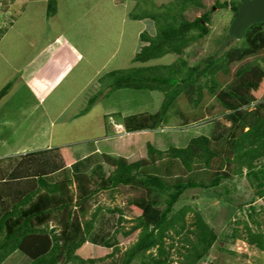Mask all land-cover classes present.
I'll use <instances>...</instances> for the list:
<instances>
[{"label": "trees", "instance_id": "obj_1", "mask_svg": "<svg viewBox=\"0 0 264 264\" xmlns=\"http://www.w3.org/2000/svg\"><path fill=\"white\" fill-rule=\"evenodd\" d=\"M140 4L137 0L131 16L151 18L153 29L141 33L142 43L133 66L99 78L101 89L89 98L87 107L100 96L121 88L160 91L164 99L154 111L125 118L122 131L107 124L104 137L28 152L7 179L0 168L1 182H11L8 186L6 182L0 184V264L18 250L30 258V264H172L174 242L167 240L184 231L185 251H180V264H199L210 253L218 233L191 205L176 209L187 190L215 188L229 177L228 171L220 170L233 163L235 173L242 175L246 170V175L256 180L257 194L264 197V21L251 25L242 39L230 33L222 50L191 65L184 56L186 49L192 44L203 45L217 10L230 9L233 19L240 0H216L212 6L203 0H169L153 3L152 10L143 8L138 13ZM199 9H203L199 15L188 16V12ZM56 11L57 0H47V14L51 16ZM5 28L0 27V36ZM169 53L177 55L176 61L152 62ZM249 57L253 59L243 62ZM10 88L11 83L2 87L0 100ZM207 94L222 104L223 113L233 123L231 130L219 132L221 123L214 120L207 123L203 133L189 136L188 143L180 146L183 132L161 125L180 96L198 106ZM219 141L225 145V155L217 163L219 171L209 181L176 175L179 167L189 174L198 168H212L222 153L214 146ZM95 154L98 155L94 157ZM89 157L88 171L75 170L71 177L55 182L45 178ZM24 164L26 168L22 170ZM21 170L30 176L23 185L19 181ZM74 184L77 195L71 189ZM127 185L142 186L149 192L147 197L129 201L131 218L119 207L98 206L89 212L93 196ZM250 204V221L235 216L229 224L231 233L225 235L233 241L241 238L264 251V211ZM104 209L119 214L118 227L101 242L91 241ZM191 211L195 218L188 225L186 215ZM53 219L62 225L60 233L56 227L50 228ZM124 221L133 224L127 228ZM135 234L136 240L122 250L120 244ZM118 253L119 260L115 259ZM107 259L112 261L106 263Z\"/></svg>", "mask_w": 264, "mask_h": 264}, {"label": "crops", "instance_id": "obj_2", "mask_svg": "<svg viewBox=\"0 0 264 264\" xmlns=\"http://www.w3.org/2000/svg\"><path fill=\"white\" fill-rule=\"evenodd\" d=\"M136 4L137 0H57V11L51 16L47 14V0H14L11 4L9 9L13 12L8 10V14L13 17L10 15L0 42L6 35L15 38L10 47L13 55L25 53L26 56L24 63L17 64L9 61V54L0 49V67L6 63V68L23 80L22 87L17 88L21 92L20 100L27 105L30 103L34 126L47 128L52 133V142L47 147L104 137L107 124L122 131L125 118L150 111L148 108L131 110L122 102V92L130 88L114 90L107 96H100L93 105L87 107L86 104L90 94L101 89L99 78L102 75L133 64L142 43L141 33L153 29L151 18L131 16ZM0 13L4 19L9 18L4 12ZM7 83L13 84L9 76L0 82V90ZM12 90L11 86L10 92ZM110 117L115 121L113 125ZM56 131H81L86 133V138L64 135L67 138L58 139ZM5 144L7 149L21 146H11L10 141ZM21 144L26 146L25 142ZM11 154L0 159L5 178L22 159L21 155H14L15 152ZM22 170L19 181L23 185L30 176ZM54 173L45 178L51 182L48 178ZM5 182L0 180V184Z\"/></svg>", "mask_w": 264, "mask_h": 264}, {"label": "rangeland", "instance_id": "obj_3", "mask_svg": "<svg viewBox=\"0 0 264 264\" xmlns=\"http://www.w3.org/2000/svg\"><path fill=\"white\" fill-rule=\"evenodd\" d=\"M13 1L14 0H0V12H4L9 17L4 19L2 16L3 13H0V25L2 27L7 26L11 16L13 17V15L8 14V10L13 12L12 9H9ZM166 1L169 0H140L141 7L138 9V13H141L144 10L143 8H150L152 10L153 3L163 4ZM203 1L206 5L212 6L216 0ZM241 2L242 0H240V3ZM202 11L203 9H199L197 11H190L187 14L192 18L196 15H199ZM233 14L234 13L230 9L223 8L217 10L214 21L211 25V32L208 36H206L203 45L201 46L199 44H192L185 51L184 56L191 65L202 63L211 54L223 49L225 42L229 39V27ZM8 37L9 35H6L4 39L1 40L0 49H3L5 53L9 54V61H16L17 64L24 63V56H26V54L21 53L17 57L14 56L13 50H11L10 47L15 38L10 39ZM231 42H234V40ZM23 48L24 47H22V50ZM176 59V54L169 53L160 58L154 59L152 62L155 64H169L176 61ZM251 59H253V57H249L243 62ZM3 65L5 68L0 67V82L9 76L11 82L13 83L11 84L13 90L11 92L9 90V92L5 95L7 98L4 96L5 99L0 104V107L2 105L4 107L0 110V159H6V155L12 156L11 153L13 152H15L14 155H21L23 157V155L28 152L38 151L40 149H50V147H47V145L51 144L52 142V133L50 134V130L47 128L38 129L39 126H34V116H32V111L29 108L30 103L27 105L24 104V101L20 100L21 92L17 88L22 87L23 80H19V75L12 74V71L6 68V63ZM239 65L241 64L239 63L233 65V69H237ZM10 73L11 76L9 75ZM227 83L228 82H224V84ZM23 91L24 90H22V92ZM26 92L28 93V91ZM93 95L90 94V96ZM163 97L164 93L160 91L134 90L132 88L126 89V91L122 92L121 94L122 102H124L125 105L127 104L128 108H131V110H147L148 108V110L154 111L158 109V106H160L161 101L164 99ZM135 103L136 105H134ZM249 108H254V104ZM223 109L224 108L222 104L214 96L207 94L198 106H192L187 98L182 95L170 108L166 116V120L161 126L162 128H175L180 130V132L182 131V135H184V137L180 139L179 144L180 146H184L188 143L189 136L192 137L203 133V130L208 127L207 123L214 120L221 123V126L218 128L219 132L224 130L229 132L233 123L226 118L225 114L223 113ZM110 121L112 123L111 125H113L115 122L112 117H110ZM199 124H202V126L205 127L202 129V127H199ZM119 131L121 130L119 129ZM180 132L176 134L180 135ZM56 134L58 139L67 138L68 136L73 137L74 135L77 137L79 136L80 138H86V133L81 131H56ZM8 141H10L11 146L15 144H20L21 146H16L15 149H7V144L5 143H8ZM23 142L26 143V146L21 144ZM84 142H88V140ZM221 143L222 141H219L217 144L214 143V146L222 151V153L220 156L215 158L216 160L213 162L212 168H198L195 173L189 174L188 171L182 168L180 169L179 167L175 170L177 172L176 175H179L185 179L196 177V179L199 181H209L214 172L216 170L219 171L217 163L219 161L221 162V157L225 155V145L221 146L224 144ZM81 147H84L83 149L85 150V146ZM83 152L84 151H82V153ZM140 154H142V152H140ZM97 155L98 154H95L94 157ZM91 158L92 157H89L80 160L78 163L66 166L50 175L48 179L51 182H55L71 177L75 170L88 171L90 170L89 164L91 163ZM97 162H99V160ZM234 166L235 164L231 163V165H225L224 169L220 170L221 173L222 171H228L229 177L224 178L218 186L210 189H189L183 195V198L179 204L176 206V209H179L184 205H191L194 211L200 212L204 219H206V221L213 227L215 232L218 233V239L210 250V253L204 260L200 261L199 264H264V251L248 244L241 238H237L235 241H233L226 238L225 235L226 233H231L229 224L232 222L235 216H237L238 219H246L247 221H250L248 217L249 206L251 205L250 203H254L258 209H262L264 211V197H260L257 194L258 189L256 180L249 178L246 175V170L242 175L235 173L233 171ZM71 189L75 192V195H77L78 192L76 190V184L72 185ZM141 196H149L148 190L142 186L137 187L127 185L120 186L111 191H102L93 196L90 203L89 212L94 211V209H96L98 206H102L104 208L119 207L126 211L128 218H131L132 216L129 209V201ZM194 211L188 212L186 215L188 225L194 221ZM101 213L102 214H100L96 224L97 226L90 237L91 241L101 242L108 236V233L111 234L115 228L118 227L119 214L117 212L109 213L104 209ZM261 216L264 217V213ZM122 224L129 228L133 222L124 221ZM49 225L50 228L56 227V231L58 233H60L63 229L58 219H53L49 222ZM239 227L241 232L245 233V230H243V224H240ZM191 228L194 227L191 226ZM184 233L185 231L183 234L175 235L174 239L169 238L167 240L168 243L174 242V246L171 250V257L173 259L172 264H180V261L183 258V256L180 254V251H185L183 247L185 244V241L183 240L185 237ZM189 236L194 237V234L190 233ZM136 237L137 236L135 234L132 236V238L122 242L120 244L122 250H125L130 244H132L134 240H136ZM15 253L16 254H13L3 264H30V258L23 252L18 250ZM120 258L121 253L116 254L115 259L119 260ZM110 261L112 260L107 259L106 263H109Z\"/></svg>", "mask_w": 264, "mask_h": 264}, {"label": "water", "instance_id": "obj_4", "mask_svg": "<svg viewBox=\"0 0 264 264\" xmlns=\"http://www.w3.org/2000/svg\"><path fill=\"white\" fill-rule=\"evenodd\" d=\"M263 21L264 0H242L229 31L235 38L242 39L251 25Z\"/></svg>", "mask_w": 264, "mask_h": 264}]
</instances>
